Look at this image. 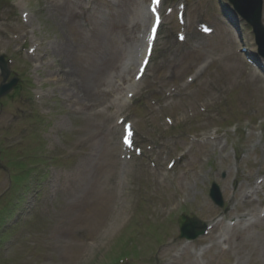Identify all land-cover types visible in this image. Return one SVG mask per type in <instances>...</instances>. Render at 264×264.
Listing matches in <instances>:
<instances>
[{
	"label": "rangeland",
	"instance_id": "374dc122",
	"mask_svg": "<svg viewBox=\"0 0 264 264\" xmlns=\"http://www.w3.org/2000/svg\"><path fill=\"white\" fill-rule=\"evenodd\" d=\"M9 1L11 7L0 0V54L12 59V75L22 82L1 99L0 148L7 149L5 161L20 155L25 160L11 161L10 170L0 161V198L8 191L0 201V222L16 214L9 209L7 214L2 206L7 208L8 199L12 196L14 202L21 191L16 193L18 186L10 183L8 174L21 173L22 167L28 170L21 181L29 190L21 193L20 220L7 230L0 264H188L194 260L192 250L210 243L222 229L228 234L225 248L206 249L197 264H264V216L258 213L264 208V73L235 54L236 33L221 20L230 11L226 0H186L189 21L210 23L215 28L211 35L190 32L182 44L169 24L164 27L138 94L141 98L130 106L134 124L150 138L148 161L156 155L157 164L153 168L140 160L120 179L115 175L113 120L106 118L108 110L96 114L95 109L110 100L109 93L99 94L100 84L119 61L121 47L132 40L133 5L144 0H90L89 7L82 2L80 8L79 0H20L31 14L28 24L14 6L16 0ZM235 19L242 46L252 53L253 34ZM24 31L26 37L21 36ZM61 40L68 45L65 62L54 50ZM33 41L45 47L46 57L43 49L39 58L27 52ZM23 43L25 48H19ZM108 52L110 59L102 63ZM197 63L204 64L203 74L184 87L182 79ZM91 70L88 79H82ZM80 85L88 99L75 96ZM173 85L174 95L154 112L151 91L161 97ZM165 115L171 116L172 124L161 120ZM172 157L175 164L166 169ZM121 179L124 191L115 186ZM213 182L219 186L223 207L208 196ZM252 187L255 190L248 194ZM117 199L125 205L123 223L103 245L88 247L105 219L114 215ZM248 210L259 218L244 222ZM185 215L206 223L214 217L222 220L177 256L187 243L178 229ZM232 219L239 223L228 226ZM3 230L0 225V233ZM84 251L87 258L79 260Z\"/></svg>",
	"mask_w": 264,
	"mask_h": 264
},
{
	"label": "bare ground",
	"instance_id": "6f19581e",
	"mask_svg": "<svg viewBox=\"0 0 264 264\" xmlns=\"http://www.w3.org/2000/svg\"><path fill=\"white\" fill-rule=\"evenodd\" d=\"M21 1H23V0H21ZM132 14H133V18H135L137 21H139V23H140V22H144L145 19H146V12H145L144 9L141 8V7H135V9L133 10ZM46 49H47V48H46ZM54 50H55L56 52H58V55H59V56L62 58V60L65 62V55H66L67 50H68V45H67V43H65L63 40H61V42H60L58 45L55 44V46H54ZM124 51H125V50H124ZM112 54H113V53H112ZM44 56H46L45 50H44ZM110 57H111V52H108V53L106 54V57L102 58V63H106V62H108V60L110 59ZM97 63H99V62H97ZM76 65H77V64H76ZM78 72H79L78 70H74V71H73V73H78ZM91 73H92V70L89 71V72L87 73L88 75H82V74H81V75L83 76L82 79H84V80L86 81V80L88 79L89 75H91ZM49 75L53 76V75H52V72H51V74H49ZM76 77H78V75H77ZM119 80H120V78L117 77V81H115V83L118 84ZM66 81H67V77H66ZM106 83H107L108 87L111 88V85H112L113 83H112L111 81H108V80H106ZM73 84H74V82H72L70 86H73ZM80 87H81V88H77V89H75V91H74L75 96H76V95H80V96L82 95L83 98L88 99V97H85V95H86L85 88L83 87V85H80ZM254 190H255L254 187H252L251 189H248V194H249V192L251 193V192L254 191ZM245 195H246V194H245ZM256 215H258V214H255V212L253 213V212H251V210H248V211L246 212V214L243 215V220H244V222H247V220L249 219V222H250V221H251V218H254V219H255L254 221H256V220L259 218V217H257ZM122 219H123V215H122V213H119V215L117 216V221L121 222ZM216 223H217V222H216ZM216 223H214V225H215ZM238 223H239V221H238ZM115 224H116V222H115ZM111 232H112V231H111ZM111 232H110L109 235L107 236L108 238L112 235ZM225 233H226V232H225V230H223V229L220 231V236H222V240H221V241H220V240H216L214 243H211V245L209 244V245H206V246H204V247H202V248H198V250L193 249V250H192V255H194V260L190 261L188 264H197L198 258H202V255H203L204 250H205L206 248H209V247L214 246V245H215L216 247H219V246L222 247V245L225 244V241H226V239H227V235H226ZM107 237H106V238H107ZM108 238H107V239H108ZM189 245H191V244H189ZM189 245H186V244H185V245L180 249V253L185 254L186 251H187V249H189ZM192 246H194V245H192ZM222 248H225V247H222ZM189 250H190V249H189Z\"/></svg>",
	"mask_w": 264,
	"mask_h": 264
},
{
	"label": "water",
	"instance_id": "95a60500",
	"mask_svg": "<svg viewBox=\"0 0 264 264\" xmlns=\"http://www.w3.org/2000/svg\"><path fill=\"white\" fill-rule=\"evenodd\" d=\"M232 1L234 2L235 6H236L239 10H241L244 14L247 13L248 16L251 15V12L245 8V6L242 4V2H241L240 0H232ZM245 12H246V13H245Z\"/></svg>",
	"mask_w": 264,
	"mask_h": 264
},
{
	"label": "snow or ice",
	"instance_id": "6c2138e0",
	"mask_svg": "<svg viewBox=\"0 0 264 264\" xmlns=\"http://www.w3.org/2000/svg\"><path fill=\"white\" fill-rule=\"evenodd\" d=\"M156 2H159V0H156Z\"/></svg>",
	"mask_w": 264,
	"mask_h": 264
}]
</instances>
